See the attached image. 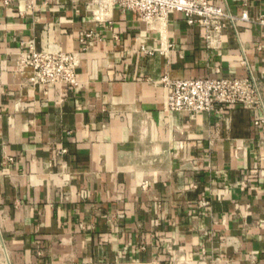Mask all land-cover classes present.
Masks as SVG:
<instances>
[{"label":"crops","instance_id":"crops-1","mask_svg":"<svg viewBox=\"0 0 264 264\" xmlns=\"http://www.w3.org/2000/svg\"><path fill=\"white\" fill-rule=\"evenodd\" d=\"M222 4L248 21L213 52L178 13L154 32L85 0H0V264H264V115L169 113L158 83L264 80V0ZM31 41L81 53L78 85L26 84Z\"/></svg>","mask_w":264,"mask_h":264},{"label":"built area","instance_id":"built-area-1","mask_svg":"<svg viewBox=\"0 0 264 264\" xmlns=\"http://www.w3.org/2000/svg\"><path fill=\"white\" fill-rule=\"evenodd\" d=\"M10 0H2L7 5ZM224 0H85L86 8L94 21L111 20L114 8L123 13L137 12L149 31L161 32L169 16L181 14L189 26H200L204 31L205 46L216 52L220 49L222 31L227 25L236 27L239 20L248 21L246 12L240 17L233 16L222 3ZM264 24V17L260 19ZM91 33L81 39L86 44ZM170 46H167L169 48ZM84 47L82 51H86ZM140 51L145 56H154L161 51L155 47L142 45ZM81 53L62 50L39 52L33 42L22 44L17 59L20 70H31L26 84L41 88L44 92L53 86L76 87V71L80 65ZM158 83L164 88V110L169 113H187L191 117L199 114L221 111L230 107H241L249 111H259L264 115V80L251 73L245 78H160ZM264 122V119L261 121ZM73 264H111L107 261H84Z\"/></svg>","mask_w":264,"mask_h":264}]
</instances>
